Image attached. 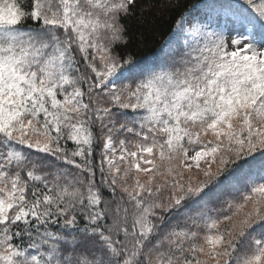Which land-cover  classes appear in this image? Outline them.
<instances>
[{"label": "snow or ice", "instance_id": "snow-or-ice-1", "mask_svg": "<svg viewBox=\"0 0 264 264\" xmlns=\"http://www.w3.org/2000/svg\"><path fill=\"white\" fill-rule=\"evenodd\" d=\"M135 3L0 0V264H264V0Z\"/></svg>", "mask_w": 264, "mask_h": 264}, {"label": "trees", "instance_id": "trees-1", "mask_svg": "<svg viewBox=\"0 0 264 264\" xmlns=\"http://www.w3.org/2000/svg\"><path fill=\"white\" fill-rule=\"evenodd\" d=\"M212 2L213 0H136L131 14L121 17V23L126 27L127 43L117 44L114 50L122 58L132 56L139 66L156 62L161 55V46L175 27V21L196 7ZM101 148L102 142L96 147V152L99 153Z\"/></svg>", "mask_w": 264, "mask_h": 264}, {"label": "rangeland", "instance_id": "rangeland-1", "mask_svg": "<svg viewBox=\"0 0 264 264\" xmlns=\"http://www.w3.org/2000/svg\"><path fill=\"white\" fill-rule=\"evenodd\" d=\"M197 9H201L202 10L203 9V6L196 7L194 10H192L190 12H195V11H197ZM177 43H179V41ZM158 61H159V59L156 60V62H158Z\"/></svg>", "mask_w": 264, "mask_h": 264}]
</instances>
